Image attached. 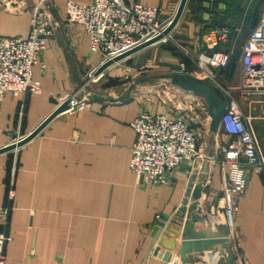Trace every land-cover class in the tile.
<instances>
[{"label":"crops","instance_id":"crops-1","mask_svg":"<svg viewBox=\"0 0 264 264\" xmlns=\"http://www.w3.org/2000/svg\"><path fill=\"white\" fill-rule=\"evenodd\" d=\"M124 1L162 9V21L168 25L181 0ZM31 4L32 0H0V36H28ZM48 12L56 34L48 41L33 75L43 92L18 97L7 94L0 102V149L32 133L101 65V58L89 51L85 30L68 22L63 0L50 3ZM263 17L264 0H188L171 33L172 45L178 54L181 48L196 56L204 36L219 30L227 36V42L219 45L222 51L241 57L247 42L264 37ZM170 51H163L168 70L184 63ZM140 52L117 64L138 58ZM217 77L223 80L220 72ZM230 79L240 84L241 65ZM98 90L105 91L90 99L83 110L58 115L16 153L0 154V233L12 237L5 247L7 264H169L163 256H156V249L171 247L187 223L177 212L193 173L204 163L197 169L182 164L165 186H137L130 169L131 148L136 142L131 123L144 110L168 115L173 111L143 86ZM262 106L255 105L254 110ZM206 179L198 203L202 207L205 202L209 210L204 212L216 215L221 168H211ZM12 183L15 197L9 200ZM4 207H10L7 226L1 224ZM219 219H223L221 213ZM236 221L237 236L233 241L229 238L236 264L241 260L243 264H264V174L251 167ZM204 229L197 224L189 240L197 244L195 255L201 258L193 264H213L218 256L207 246L210 241H226L222 224L206 234ZM210 231L216 233L214 238Z\"/></svg>","mask_w":264,"mask_h":264},{"label":"built area","instance_id":"built-area-1","mask_svg":"<svg viewBox=\"0 0 264 264\" xmlns=\"http://www.w3.org/2000/svg\"><path fill=\"white\" fill-rule=\"evenodd\" d=\"M53 1L32 0L27 10L30 14V29L26 38L0 36V102L7 94L14 97L42 94L43 88L33 75L48 41L56 34L48 12ZM63 5L68 22L85 30L89 51L101 58V65L157 37L166 28L162 21V9L141 3L126 4L124 0H63ZM261 22L264 23V17ZM225 42L226 34L213 30L204 36L201 51L195 58L189 57L186 52L184 56L191 61L193 71L198 70L204 75L203 80L218 87L227 99L226 112L215 137V145L221 156L215 154L210 158V163L215 162L221 168V196L215 206L216 215L205 213V217L209 228L222 224L233 241L237 236L239 201L247 188L248 168L264 174V154L253 126L254 119L243 113L234 96L257 98L250 102L251 106L264 104V37H255L245 44L240 57L239 87L228 91L218 85L217 73L228 67L231 55L225 50L212 52ZM173 73L190 74V71L185 63H181ZM169 91L175 101L181 102L183 113L190 112L191 117H180L174 112L169 115L152 114L144 110L131 123L136 142L131 148L130 169L137 186H165L170 181V175L182 164L193 165L206 159L200 146V131L204 126L201 120L207 115V131H210L212 121L206 105L200 98L175 86L170 85ZM65 100H69L68 111L83 110L88 103L87 98L78 99L77 94L66 96L62 103ZM172 105L174 108V102ZM22 139L18 137L12 144ZM7 196L9 200L15 197L13 183ZM220 213L223 222L219 219ZM9 214L10 207L2 208L3 226L9 224ZM11 240L10 235L0 233V264H7L5 247ZM238 264H243V261Z\"/></svg>","mask_w":264,"mask_h":264},{"label":"rangeland","instance_id":"rangeland-1","mask_svg":"<svg viewBox=\"0 0 264 264\" xmlns=\"http://www.w3.org/2000/svg\"><path fill=\"white\" fill-rule=\"evenodd\" d=\"M165 25L167 24L165 23ZM172 43H174V40H173L172 34H170L168 37H166L161 42L154 44V46L152 45L151 48H148L147 50H144L143 52H140V54H138L139 56H137L138 58L125 61L123 64H120V65L115 64L116 66H113V68H109L110 70L108 69L105 73H103V75L101 74L102 76L99 75L98 77L101 76L100 79L98 77H92V74L95 71L89 75H86L83 78V80L79 83V86L75 89L72 95L77 94L78 99L87 98L89 101L90 99L94 98L96 94H99V93L101 94L105 91L103 90V91L98 92L99 91L98 89L109 88V87H114V88L120 87L121 89H125V88L133 89L135 87L143 86V87H146V89H148L149 95L154 94L155 97H157L158 102L167 105L170 111H173L175 114H177L180 117H185V118L191 117L190 112H187L186 114L183 113L181 102L175 101V99H173L169 91L170 84L166 82L165 80H163V76L172 74L173 72H175L176 69H179V66L178 68L174 67L170 70L164 67L166 66L165 65L166 61H165V56H163L164 54L163 51L165 50L170 51L173 49L172 51L175 52L174 55L180 56V57L182 56L181 52L183 55L185 54V52L188 53L189 57L191 58H195L197 55L195 56L190 51H187L181 48H179L180 54H178L177 49L174 48ZM151 49H154V50H151ZM237 63H238V67L240 68V57L238 58ZM127 68H131V71H127ZM194 71H193V66H192L191 72L193 73ZM195 72L198 74V76L196 75H193V76L203 80V78L201 77L204 75H202L198 70H196ZM217 83L220 86V88H222L225 91L238 89L239 87V84L237 85L234 79L232 80L229 78L228 79L224 78L223 80H221L219 79V77H217ZM155 90H158L159 93L161 94H158V92H155ZM76 91H80V92L75 93ZM126 93L127 92H124V94ZM105 94H107V92ZM234 98L238 101L243 113L254 119L253 126L259 138L260 146L263 152V148H264V121H263L264 106H262L259 103L253 104L251 106L250 102L257 100V98L255 97L252 98V97L236 95L234 96ZM172 102H174L175 104L174 108H173ZM255 105L262 106V108L258 110H254ZM206 116L204 117V119L201 120L204 126H202L203 127L202 131H200V146L204 150L205 154L207 151L210 150V143H211L210 136L212 135L210 131H207V126H205L208 120ZM214 148L215 149H213V152L215 153L217 151L216 155L219 154L221 156L220 150H218V148L216 147ZM202 163L199 164V161H197L193 165L196 168L198 164L201 165ZM209 166L210 167L208 171L211 170V168L217 166V164L215 162H211ZM200 168H201L200 171L195 170L196 172L197 171L199 172L198 174H196L195 186L199 184H203L202 188L204 191V186L207 180L206 178H207L208 171L206 174H204L202 173L203 166L199 167V169ZM194 174L195 172L193 173V175ZM199 178H202L200 182L197 181ZM200 205L201 204L198 205V208L202 211V213L206 210H209L205 202L203 203L204 207L203 206L201 207ZM204 215H205V212H204ZM221 221L223 222V219ZM184 228L182 231L179 230V233L177 234V237H176L177 241L175 239L171 247H168V249H165L164 247H158L156 249V256H163V258L166 259L169 264H182L180 258L177 255L179 254L178 253L179 250L178 251H175V250L180 249L182 246V234L185 232ZM203 231H205V234H206L207 229L205 228ZM178 241H180V243H178Z\"/></svg>","mask_w":264,"mask_h":264},{"label":"water","instance_id":"water-1","mask_svg":"<svg viewBox=\"0 0 264 264\" xmlns=\"http://www.w3.org/2000/svg\"><path fill=\"white\" fill-rule=\"evenodd\" d=\"M188 0H181L177 12L169 23V25L164 29V31L158 35L157 37L137 46L136 48L124 53L118 57H115L112 60H108L96 71L93 73L94 77H98L99 75L103 74L109 68L114 66L115 64L122 62L129 57L133 56L140 51L157 44L168 37L174 28L178 25L184 9L186 7ZM212 52H222V48L220 46H216ZM163 80L168 82L171 86H175L180 88L188 93L193 94L194 96L200 98L204 104L206 105L210 116H211V125H210V150L206 152V159L204 161L202 173L206 174L210 164V158L213 156V149L215 145V137L220 129L221 119L224 117L226 108H227V99L224 96L223 92L216 86L210 84L209 82L199 79L193 75L189 74H181V73H172L169 75L163 76ZM132 89V88H130ZM70 109L69 100H65L61 105L39 126L37 127L32 133L28 136L24 137L21 141L17 144L9 145L3 149H0V154L6 152H12L18 148H22L29 142H31L36 136H38L43 129L48 126L58 115L68 111ZM199 172L195 171V174L192 175L188 189L186 192V199L183 203V206L178 210L177 216L186 219L187 223L185 224V232L182 234V246L180 249H176L175 251L179 250V258L182 264H193L194 262H200L201 258H198L195 254L198 251L196 247L197 244L192 245L189 243L190 238L193 236V230L196 229L197 224H202L207 230L209 229L207 219L205 215H203L202 211L198 208V202L203 196V184H199L195 186L196 174ZM204 181V179H203ZM193 225V229L191 228ZM210 230V229H209ZM208 231H206L207 233ZM205 234V231H202ZM210 236L214 238L216 233L210 231ZM225 237L226 241H217L216 243L210 241L211 246H207L208 251L214 255H217V259L213 262V264H236L235 258L231 252V243L229 241V235L227 230H225ZM180 243V241H178ZM200 244V241L199 243ZM219 245L221 249L217 247ZM207 250V249H206ZM194 261V262H193ZM205 263H208L207 259H204Z\"/></svg>","mask_w":264,"mask_h":264},{"label":"trees","instance_id":"trees-1","mask_svg":"<svg viewBox=\"0 0 264 264\" xmlns=\"http://www.w3.org/2000/svg\"><path fill=\"white\" fill-rule=\"evenodd\" d=\"M181 55H182L181 57L183 61L185 62L188 70L192 71V63L186 57H184L183 54ZM238 58L239 56L237 54L232 55L228 67L220 71V75L222 76L223 79L224 78L230 79L234 75V72L236 71L238 67V63H237Z\"/></svg>","mask_w":264,"mask_h":264},{"label":"bare ground","instance_id":"bare-ground-1","mask_svg":"<svg viewBox=\"0 0 264 264\" xmlns=\"http://www.w3.org/2000/svg\"><path fill=\"white\" fill-rule=\"evenodd\" d=\"M168 25H169V24H168ZM168 25H166V27H167ZM92 77H93V76H92ZM100 77H101V76H100ZM100 77H98V78H100ZM98 78H97V79H98ZM200 163H202V162L200 161L199 164H200ZM199 164H198V166H199ZM199 201H201V200H199ZM198 205H199V204H198Z\"/></svg>","mask_w":264,"mask_h":264}]
</instances>
